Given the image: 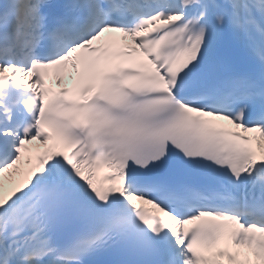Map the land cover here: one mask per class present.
<instances>
[{"label":"snow or ice","instance_id":"obj_1","mask_svg":"<svg viewBox=\"0 0 264 264\" xmlns=\"http://www.w3.org/2000/svg\"><path fill=\"white\" fill-rule=\"evenodd\" d=\"M0 264H264V0H0Z\"/></svg>","mask_w":264,"mask_h":264}]
</instances>
